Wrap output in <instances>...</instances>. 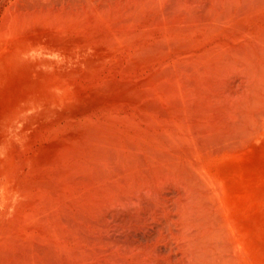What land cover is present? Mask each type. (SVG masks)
Returning a JSON list of instances; mask_svg holds the SVG:
<instances>
[{"label":"bare ground","instance_id":"6f19581e","mask_svg":"<svg viewBox=\"0 0 264 264\" xmlns=\"http://www.w3.org/2000/svg\"><path fill=\"white\" fill-rule=\"evenodd\" d=\"M91 2L0 28V264H155L98 240L145 206L173 264H264V0Z\"/></svg>","mask_w":264,"mask_h":264},{"label":"rangeland","instance_id":"374dc122","mask_svg":"<svg viewBox=\"0 0 264 264\" xmlns=\"http://www.w3.org/2000/svg\"><path fill=\"white\" fill-rule=\"evenodd\" d=\"M86 1L87 0H0V28L5 27V25H9V27L7 26L6 28H17V26H22L23 22L29 19H33L34 16H38V14L40 16L41 12H43L44 14L46 12L47 14H53L54 12L58 11L57 9H60L59 11L61 12L62 7H65L64 10H62V12L64 11L65 13V10L67 9L71 12L72 8L74 9V11H82V6H86V8L89 7L88 5L91 6L90 3H92V0H88L87 2ZM95 1L96 0H94V2ZM100 1L97 0L95 2V5L92 4V6H97L100 3L99 7H101V5L102 7H109L113 5L111 4L112 2L114 4H116L117 1L122 2V0H110L111 2L108 0V2H110L108 3L106 0H104L106 1V6L104 2ZM84 2H86V4L88 3V5H86ZM73 6L77 8L79 7L80 10ZM86 8L84 7L83 10H85ZM47 9L51 10L47 11ZM32 11H35V13L33 14ZM59 11L57 13H59ZM29 12L32 13L30 14ZM23 16L24 19L25 17L26 19H28L24 21V19H22ZM19 18L22 19L23 22L22 20L19 21ZM8 21L12 25L9 24ZM18 23L19 25H17ZM4 42H6V39L0 36V125H3L2 120L7 113V111H3L7 107V104L3 106V102H5L4 100L9 93L11 83L10 82L8 84L5 77L12 70V55L8 50L7 43L3 44ZM262 146L264 148V143L262 144ZM107 217L110 223L108 233L104 232V234H102L101 232L102 237L98 238V240L102 243L104 242L105 245L117 248H119L120 246L119 249H126L122 251L125 253L126 251H128V249H137L143 251L146 250L147 252L149 250H152L150 258L155 264H173L176 263L178 259H180V254L174 245L175 243L169 237V232H171L170 230L173 228V224L171 222L172 216L169 212H164L163 209L145 206L141 208L135 215H132L127 211H121L114 217Z\"/></svg>","mask_w":264,"mask_h":264}]
</instances>
